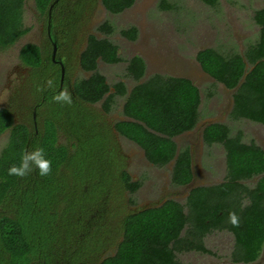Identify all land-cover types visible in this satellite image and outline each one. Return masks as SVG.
Instances as JSON below:
<instances>
[{"label":"trees","instance_id":"trees-1","mask_svg":"<svg viewBox=\"0 0 264 264\" xmlns=\"http://www.w3.org/2000/svg\"><path fill=\"white\" fill-rule=\"evenodd\" d=\"M26 1L0 0V50L29 31L23 22ZM95 1L76 0L74 8L79 11L52 12L63 21V38H71L77 25L88 24ZM134 1L101 3L117 14ZM34 2L35 16L46 19L53 0ZM253 19L259 26L258 38L243 54H223L209 47L199 50L196 59L216 82L228 89L237 87L232 117L264 126V6L254 10ZM96 30L102 36L90 34L79 58L81 68L90 74L70 85L65 81L70 60L60 87L61 68L45 61L51 50L48 43H26L19 51L21 61L33 68L34 92L41 103L37 133L14 123L8 109H0V133L9 131L0 150V264H181L177 253L208 252L203 239L213 229L234 235L233 262H255L264 244V151L253 142H242L240 130L231 136L225 123L208 124L202 134L208 145L221 143L225 148L223 182L192 188L185 203L167 199L129 209L141 182L129 172L119 137L141 147L154 166L173 161L171 181L185 185L192 179L191 156L188 148L178 150L174 137L196 125L201 96L186 77L154 73L140 82L146 67L139 55L129 58L126 66L136 84L129 91L122 80L109 85L97 70V60L116 64L123 58L110 37L115 25L103 21ZM119 33L135 40L137 28H122ZM65 89L71 105L53 100ZM115 95L124 97L126 119L112 123L107 115ZM37 146L52 160V173L8 175L9 166L19 164L22 154ZM254 176L258 179L252 187L243 182ZM239 192L245 193L244 204L237 198ZM229 213H235L236 224Z\"/></svg>","mask_w":264,"mask_h":264},{"label":"rangeland","instance_id":"rangeland-1","mask_svg":"<svg viewBox=\"0 0 264 264\" xmlns=\"http://www.w3.org/2000/svg\"><path fill=\"white\" fill-rule=\"evenodd\" d=\"M217 2L215 6H211L202 0H135L131 7L118 14L108 12L99 2L94 21L90 25L93 31H97V26L103 21H110L115 25L116 30L110 37L118 46L123 61L109 64L99 60L97 67L109 85L122 80L130 90L136 81L126 74L127 60L133 55H140L146 67L140 82L154 73H160L186 77L199 89L201 102L196 125L174 137L178 150L188 148L192 153L194 177L188 184L190 190L196 186L221 182L225 176L224 148L220 144L208 145L202 138L201 132L208 123H225L232 134L242 131L244 142L254 141L264 147V126L248 119L232 117L233 89L216 82L202 70L196 59L199 50L209 47L223 54H243L249 44L258 38L259 26L255 23L253 14L254 10L264 6V0ZM34 12V0H27L23 22L29 27V31L14 44L0 50V107L5 106L8 93L17 77L22 80L33 75L31 67L21 61L19 51L24 44L37 42ZM131 26L137 28L135 40L119 33L120 29ZM83 76L87 74L82 71L75 74V78ZM123 102V96H114V103L107 115L112 121L124 118ZM119 138L128 159L129 172L133 179L141 182L140 188L132 195L133 203L129 209L137 211L158 205L154 203L167 199L185 203L187 188L171 181L173 161L164 166H154L146 160L141 147L123 136ZM7 139V132L0 133V150ZM204 243L211 253H177L179 262L232 264L229 259L234 244L231 233L210 232Z\"/></svg>","mask_w":264,"mask_h":264},{"label":"flooded vegetation","instance_id":"flooded-vegetation-1","mask_svg":"<svg viewBox=\"0 0 264 264\" xmlns=\"http://www.w3.org/2000/svg\"><path fill=\"white\" fill-rule=\"evenodd\" d=\"M75 1L76 0H74V1L71 0V2L69 3L67 0H56V1L53 0V2L51 3V5L48 8V15H47L46 19H40V18L36 17L34 14L35 21L37 24L36 25L37 32H38V35L35 34V37L37 39L36 40L37 42H35V44L38 46H41L44 43H46V44L48 43L51 46L50 53H47V52L45 53V61L47 62L48 60H51L53 63L58 64L60 68H61V65H60V62H61L64 66V77H65L66 60L67 59L70 60V65H71V70H70V74H69L70 76L66 77L68 79L65 78V81L68 85H70L71 82H74V80L76 79L75 74H77L78 71H82L84 74H87V76L90 74L88 71H85L81 68V66L79 64V58H80L81 52L84 50V48L86 46L87 38L90 34H95L98 37L102 36V34L100 32L93 31L90 28V25L94 21V16H95L96 10L99 8V4L101 3V0H96L95 4L93 6L94 8L92 10L93 14H92L91 19H90L91 22L89 21L87 25H82V24L77 25L78 29L75 31V34L72 35L71 38H63L64 35L61 33V30H62L61 25H62L63 21L61 20V18L56 17V14L53 15L52 12H54L56 10L64 11V13L69 12V11L74 12L76 10L74 8L75 7L74 6ZM54 5H56V8H54L52 10ZM84 6L85 5H83V8H84ZM102 7L105 9V7L103 5H102ZM76 11H79V10H76ZM123 11H121V12H123ZM34 13H36V9H35ZM76 22L79 23V20H77ZM24 35H26V34H24ZM60 38H62L61 41H60ZM54 44L56 45L55 46V55H54V59H52V52L54 49ZM118 53H119V50H118ZM99 60L100 59H98L97 61L99 62ZM98 62H97V67H98ZM29 67H31V66H29ZM31 70L33 71L32 67H31ZM32 80H33L32 76L31 77L28 76V78L24 77V79H22V80L20 77H17V80H15L11 91H9V93H8V97L5 101V103H6L5 106L0 107V109L1 108L8 109L12 115L14 123L23 124L30 131L33 129L34 133H37L38 132V122H39V120H38V114H39L38 109L40 107L41 101H37L38 95L34 92L35 91L34 90L35 85H34ZM63 83H64V78H63V82L60 83V87L62 86ZM44 93H46V90H44ZM43 97H44V95H43ZM232 106H233V99H232ZM107 118L112 123H114L115 121H118V120L112 121L111 118H109L108 116H107ZM123 119H126L125 116H124V118L119 119V120H123ZM212 123H216V122H212ZM208 124H211V122ZM230 131H231V129H230ZM5 132H7V138H8V136H9L8 129L2 133H5ZM201 133H203V130ZM234 135L235 134L231 133V136H234ZM241 137H242L241 141L244 142L242 140L243 134L241 135ZM251 142L255 143L254 141H249V142H245V143L249 144ZM212 144H220L224 148V146L221 143H212ZM212 144H210V145H212ZM255 144L258 145L264 151L263 146H261L257 143H255ZM224 151H225V148H224ZM189 153L191 156V171H192L191 181H192L193 177H194L193 165H192L193 160H192V153L190 151H189ZM225 175H226V161H225ZM257 179H258V176H254L253 178L245 180L243 182L245 184H247L248 186L252 187L253 184H255V182L257 181ZM224 180H225V176L221 182H223ZM191 181L185 185H180L184 188H187V190H188L187 196H188V193L190 191L188 184H190ZM221 182H218L215 184H219ZM211 185H214V184H211ZM187 196H186V198H187ZM237 198L239 200H241V202L243 201L242 204H244L246 202L244 192H239L237 194ZM161 203L162 202L154 203V204H161ZM223 231H227L228 233H231L230 231L225 230V229H213L211 232L214 233V232H223ZM209 233H207L204 236V239ZM232 238L234 239L233 234H232ZM204 239H203V241H204ZM234 243H235V241H234ZM233 248H234V244H233ZM233 248H232V250H233ZM232 250H231V252H232ZM189 252H191V251H189ZM195 252H199V254H203V255L211 253V251L209 249H208V252H206V253L201 252V251H195ZM229 259H230V262L232 264H243V263L233 262L230 257H229ZM252 264H264V244L261 248V252H260L258 259L255 260V262H253Z\"/></svg>","mask_w":264,"mask_h":264},{"label":"clouds","instance_id":"clouds-1","mask_svg":"<svg viewBox=\"0 0 264 264\" xmlns=\"http://www.w3.org/2000/svg\"><path fill=\"white\" fill-rule=\"evenodd\" d=\"M51 81H48V85L51 86ZM56 102H64L71 105V94L65 89L59 92L53 97ZM38 172L41 177L48 176L52 173V160L46 157L45 149L41 146H37L31 151H25L19 164H12L9 166L7 172L10 176L26 177L32 172ZM230 222L237 223V217L235 213H229Z\"/></svg>","mask_w":264,"mask_h":264},{"label":"water","instance_id":"water-1","mask_svg":"<svg viewBox=\"0 0 264 264\" xmlns=\"http://www.w3.org/2000/svg\"><path fill=\"white\" fill-rule=\"evenodd\" d=\"M56 1V0H55ZM55 44H54V49H53V52H52V59H54V55H55ZM60 65H61V83L63 82V78H64V66H63V64L60 62ZM236 88L237 87H235L234 89H233V92L236 90Z\"/></svg>","mask_w":264,"mask_h":264}]
</instances>
